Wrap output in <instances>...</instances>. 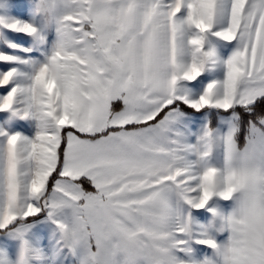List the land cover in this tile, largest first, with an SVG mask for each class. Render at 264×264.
<instances>
[{
  "label": "snow or ice",
  "instance_id": "obj_1",
  "mask_svg": "<svg viewBox=\"0 0 264 264\" xmlns=\"http://www.w3.org/2000/svg\"><path fill=\"white\" fill-rule=\"evenodd\" d=\"M0 264H264V0H0Z\"/></svg>",
  "mask_w": 264,
  "mask_h": 264
},
{
  "label": "rangeland",
  "instance_id": "obj_2",
  "mask_svg": "<svg viewBox=\"0 0 264 264\" xmlns=\"http://www.w3.org/2000/svg\"><path fill=\"white\" fill-rule=\"evenodd\" d=\"M21 42H23V41H21Z\"/></svg>",
  "mask_w": 264,
  "mask_h": 264
}]
</instances>
